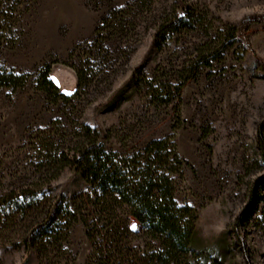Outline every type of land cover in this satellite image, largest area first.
<instances>
[{
    "label": "rangeland",
    "instance_id": "1",
    "mask_svg": "<svg viewBox=\"0 0 264 264\" xmlns=\"http://www.w3.org/2000/svg\"><path fill=\"white\" fill-rule=\"evenodd\" d=\"M186 1L197 25L171 33L162 49L153 39L162 21L177 13L176 0L23 1L10 32L0 33V71L25 76L21 87H0V198L19 189L52 198L82 192L83 183L69 169L51 184L35 179L42 141L52 136L69 142L80 124L117 128L110 149L141 148L170 136L175 109L156 108L145 87L128 84L138 68L150 79L158 69L185 68L193 78L181 89L182 127L175 143L186 166L176 199L197 211L191 263L264 264V188L252 218L235 227L264 175L259 146L260 132L264 138V0ZM117 11L130 24L128 32L116 42L103 35L106 58L93 69L84 66L94 77L77 91L74 68L85 62L84 45ZM242 25L248 51L231 32ZM208 40L219 42L214 54L203 47ZM48 65L50 80L71 100L56 101L41 86L40 71ZM17 218L0 220V264H39L37 254L22 243L26 225ZM130 226L140 235L134 246L143 249L142 227L133 219ZM69 250L70 264H92V247L80 223L71 230Z\"/></svg>",
    "mask_w": 264,
    "mask_h": 264
},
{
    "label": "trees",
    "instance_id": "2",
    "mask_svg": "<svg viewBox=\"0 0 264 264\" xmlns=\"http://www.w3.org/2000/svg\"><path fill=\"white\" fill-rule=\"evenodd\" d=\"M23 1L36 0H0L1 35L10 32ZM176 3L177 13L167 16L158 26L153 39L156 49H162L171 33L191 31L197 25L198 17L187 1L176 0ZM119 14L122 17L118 18ZM129 27L122 11L111 12L100 23L94 39L82 50L85 62L74 68L77 91L92 83V69L96 64L101 66L106 58L104 36L109 33L110 39L116 42L127 34ZM242 29L243 25L233 27L231 32L239 36L248 51V44L241 37ZM203 47L214 54L219 42L208 40ZM85 65L92 69L87 70L89 67L84 68ZM206 65L211 64L208 61ZM50 73V65L40 71L39 82L43 89L49 96H55L56 101L71 100L72 96L60 93L50 80ZM192 78L193 73L185 68L170 72L158 69L151 79L138 68L131 76L128 85L145 87L152 105L158 109L170 106L175 109L172 134L166 138L150 141L141 148L121 145L118 149H110L108 142L117 133V128L101 130L80 124L69 142H61L52 136L42 141L44 154L37 161L35 179L51 184L69 169L83 183L84 189L70 198L64 195L52 198L46 192L34 196L31 190L25 189L6 193L0 198V220L7 222L18 214L17 221L26 225L22 243L27 252L37 254L39 264L73 262L69 250L70 235L78 223L84 227L91 244L92 264H192L198 216L194 208L180 205L176 199L178 180L186 163L178 154L175 143V135L182 127L181 89ZM24 80L25 76L0 71V87L18 88ZM173 80L177 83L172 84ZM259 146L264 157L261 132ZM262 188L264 175L253 186L249 203L236 219V229L245 225L257 211ZM131 219L142 227L141 237L146 239L143 249L134 246L140 235L131 229ZM236 234L240 239L239 231Z\"/></svg>",
    "mask_w": 264,
    "mask_h": 264
}]
</instances>
